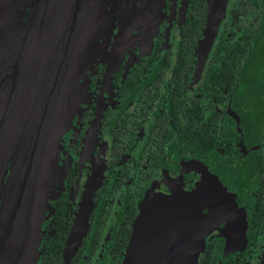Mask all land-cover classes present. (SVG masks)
<instances>
[{"label":"flooded vegetation","instance_id":"1","mask_svg":"<svg viewBox=\"0 0 264 264\" xmlns=\"http://www.w3.org/2000/svg\"><path fill=\"white\" fill-rule=\"evenodd\" d=\"M123 1L101 0L86 32L57 169L29 230L28 245L39 235L34 264H122L146 194L216 181L226 188L216 209H228L197 264H264V0H161L158 12L153 0ZM91 183L87 227L69 255ZM3 231L9 264L16 238ZM19 245L15 264L27 252Z\"/></svg>","mask_w":264,"mask_h":264},{"label":"water","instance_id":"2","mask_svg":"<svg viewBox=\"0 0 264 264\" xmlns=\"http://www.w3.org/2000/svg\"><path fill=\"white\" fill-rule=\"evenodd\" d=\"M1 1L4 5V0ZM29 1H19L23 10L18 12L11 28L5 19L0 20V192L4 189L6 193L2 203L5 204L4 219L0 218V222L5 226L1 235L8 237L10 230L16 238L13 244L9 243V248L14 247L9 250V264H15L19 258L27 216L32 220L31 228L35 227V208L39 201L38 198L32 200L30 211L31 197H37L42 171L50 168L55 160L53 147L59 136L62 110L66 109L64 104L73 78L80 71L77 68L82 61L83 45L87 43L86 32L92 19L96 20L101 5V0H35L29 17V9L26 12L27 29L22 34V16ZM153 3L158 12L161 0H153ZM11 4L12 0L10 8ZM217 20L215 18V24ZM12 37L14 49L3 48L2 39L10 41ZM9 140L12 152L8 150ZM216 183L215 188L207 181L208 185L200 183L189 192L146 194L139 201L138 213L132 221L122 264H197L206 234L217 226L228 209L214 207L216 199L222 195L217 187L226 191L218 181ZM94 186V183L87 186V195L81 202V214L65 249L69 255L87 227ZM228 197L229 203L234 205L233 195ZM26 246L27 261L32 245ZM2 254L0 251V256ZM24 254L22 251L20 255L23 262Z\"/></svg>","mask_w":264,"mask_h":264},{"label":"rangeland","instance_id":"3","mask_svg":"<svg viewBox=\"0 0 264 264\" xmlns=\"http://www.w3.org/2000/svg\"><path fill=\"white\" fill-rule=\"evenodd\" d=\"M12 1H13V4H11V8H10L9 4L11 3V0L7 1L6 4H5V0H4V5H3L2 1L0 0V20L5 19L7 24H8V26H9V28L12 27V24H13L14 20L17 19L18 12L16 11V9L18 7L15 8V6H19V1L20 0H12ZM14 8H15V10H14ZM99 12H100V10L98 11V13ZM98 13H97L95 21H97ZM12 15H13V17H11ZM24 16H25V14L22 17L24 18ZM91 23L92 24L94 23V18L92 19ZM2 41L5 44V46H3V48L6 49V48L11 46L10 51H12L14 49L15 41H13V37L11 38L10 41L6 40V38H3ZM0 43H1V41H0ZM0 50H2V45L1 44H0ZM83 64H84V62H83ZM83 64L80 62V65H82V66L79 65L77 70H79V69L82 70L84 68ZM75 78H76V76H75ZM75 78H73V81L75 80ZM70 92H71V90H70ZM68 112L69 111H67V110L62 111L61 120L59 121V126H58V128H59V136H58V138L56 137V144H55V147H53L54 148L53 149V157L55 156V160H53L51 162L50 168H45L44 171H42V178L40 179V181L38 182V185H37V190L39 192V194L37 195V198L39 199V203H38L39 205L37 204L36 208H35V211L37 213V215L35 213V215H36L35 228H36V226H38V221H39V219L42 218V214H43V211H42L43 208H41V204H40V203H42V202H40V197L42 196V190L46 186V181H47L48 176H50L54 172V170L57 169V152H58V146H59V138L61 136L62 128L65 125V123L67 122V117H68L67 114H69ZM42 201H43V199H42ZM33 232H32V235H31V242H30V245H32V247H31L29 258L26 261V264H34V261H35V259L37 257V254H38L37 244H38L39 235L37 234L36 230H35L34 233ZM33 244H34V247H33ZM23 264H25V262H23Z\"/></svg>","mask_w":264,"mask_h":264},{"label":"bare ground","instance_id":"4","mask_svg":"<svg viewBox=\"0 0 264 264\" xmlns=\"http://www.w3.org/2000/svg\"><path fill=\"white\" fill-rule=\"evenodd\" d=\"M31 2H30V4H29V13H28V17L30 16V13H31V9L33 8V3H34V1L35 0H30ZM145 2L146 1H148V0H144ZM130 2H136L135 0H124L123 1V3L125 4V3H130ZM124 10V9H123ZM27 19H25L23 22H22V24L24 23V26H23V28L22 29H20V32L23 34V31H25L26 29H27V23H28V20L26 21ZM26 21V22H25ZM22 24H21V27H22ZM9 143H8V150H10L11 152H12V142L10 143V140L8 141ZM52 142V141H51ZM50 142V147H51V145H52V143ZM10 152V153H11ZM10 156V155H9ZM4 186V185H3ZM40 190V189H39ZM4 193L5 192H0V194L1 195H3L4 196ZM6 194V193H5ZM38 194H39V192H38ZM37 195H35V197H36ZM5 197V196H4ZM5 199V198H4ZM37 200V197L36 198H33V196L31 197V201H30V203H31V207H30V211H31V209H32V200L34 201V200ZM38 201H39V199H38ZM3 206V207H2ZM0 205V207L2 208L1 210H0V218L1 219H4V217H3V209H4V206H5V204H3V205ZM213 206V205H212ZM214 207H216V206H214ZM214 213V212H213ZM29 215H30V213H29ZM207 216H208V214H206ZM2 223V222H1ZM31 225H32V220H30L29 219V217L27 216V219H25V222H24V226H23V230H22V236H21V238H20V244L21 245H28L29 244V230H30V228H31ZM2 229H3V227H5L3 224H1V226H0ZM10 232H12V231H10L9 230V236H14V235H11V233ZM13 233V232H12ZM14 234V233H13ZM8 236V237H9ZM5 237H7V236H5ZM23 254H24V252H23Z\"/></svg>","mask_w":264,"mask_h":264}]
</instances>
